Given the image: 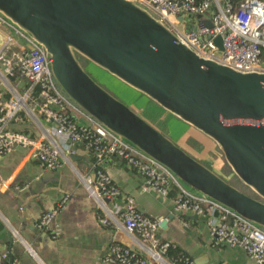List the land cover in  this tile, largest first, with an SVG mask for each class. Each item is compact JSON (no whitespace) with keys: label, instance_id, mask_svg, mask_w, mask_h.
I'll list each match as a JSON object with an SVG mask.
<instances>
[{"label":"water","instance_id":"obj_1","mask_svg":"<svg viewBox=\"0 0 264 264\" xmlns=\"http://www.w3.org/2000/svg\"><path fill=\"white\" fill-rule=\"evenodd\" d=\"M0 15L43 48L55 84L80 111L189 189L264 230V72H239L200 57L134 0H0ZM214 43L221 50L219 37ZM78 56L212 140L231 173L257 198L112 95ZM112 239L135 248L120 232ZM3 258V264L12 263Z\"/></svg>","mask_w":264,"mask_h":264},{"label":"built area","instance_id":"obj_2","mask_svg":"<svg viewBox=\"0 0 264 264\" xmlns=\"http://www.w3.org/2000/svg\"><path fill=\"white\" fill-rule=\"evenodd\" d=\"M176 34L200 57L215 61L239 72H264V0H134ZM1 19H5L0 15ZM8 24L12 25L9 21ZM209 24V25H208ZM21 35V42L11 36H3L0 44V62L9 76H18L24 90L13 93L12 99L0 98V155L15 146L29 151L42 169L56 170L60 166V149L63 142L68 153L79 146L90 151L94 162L95 187L86 184L88 192L104 199L120 198L122 207L118 223L134 249L113 243L108 245L102 264H194L185 253L174 259L167 255L175 246L160 239L157 229L161 219L143 214L134 199L123 195L112 184L103 164L109 156H115L138 172L142 177L143 190L153 191L165 197L172 191L173 211L206 216L210 237L216 245L237 248L254 264H264V230L243 219L232 210L220 205L203 194L192 193L163 165L139 152L106 130L97 121L80 111L57 87L49 69V56L43 48L12 25ZM220 38L221 50L214 43ZM15 46L8 57L3 49ZM34 87L38 93L30 94ZM79 112L89 120L80 123L73 116ZM29 116L40 128L41 118L46 127L36 139L7 129L8 122L20 120L17 114ZM44 123V124H45ZM67 197H60L51 209L35 222L39 229L48 228L54 217L65 206ZM103 208V204L100 203ZM105 223V218L98 219ZM57 232L52 230V236Z\"/></svg>","mask_w":264,"mask_h":264},{"label":"crops","instance_id":"obj_3","mask_svg":"<svg viewBox=\"0 0 264 264\" xmlns=\"http://www.w3.org/2000/svg\"><path fill=\"white\" fill-rule=\"evenodd\" d=\"M5 35L21 42L16 29L0 18V44ZM4 68L0 62V98L2 102H8L13 93L20 94L23 83L20 77L9 76ZM146 104V110L141 109L150 113V117L156 115L153 114L155 110L161 114L158 119L165 122L171 138L184 146L185 135L176 132L179 123L155 107L148 106L147 111ZM17 115L21 119H11L7 129L18 131L30 140L38 138L41 129L47 126L41 118L38 119L40 128L29 116ZM73 116L80 123H89L79 112L74 111ZM174 127L175 131L172 130ZM57 142L60 166L53 171L42 169L38 161L30 158L29 151L20 146L0 155V264L7 255L12 258L10 264H102L108 245L114 243L115 232L122 233L129 241L121 230L119 211L115 209L122 207V200L99 198L86 189V184L91 189L95 187L92 153L79 146L73 147V153H68L59 138ZM196 157L209 161L212 169L219 171L216 162L219 157L212 159L207 148ZM103 168L110 182L123 195L132 197L143 214L164 221V225L158 226V237L172 243L194 264H254L240 249L216 245L210 237L207 219H191L189 216L193 214L174 212L172 194L153 196L149 190H143V177L121 159L109 156ZM62 196L67 197V202L51 225L45 229L35 227L40 216ZM100 218H105L106 222L100 223ZM52 230L57 232L55 237Z\"/></svg>","mask_w":264,"mask_h":264},{"label":"trees","instance_id":"obj_4","mask_svg":"<svg viewBox=\"0 0 264 264\" xmlns=\"http://www.w3.org/2000/svg\"><path fill=\"white\" fill-rule=\"evenodd\" d=\"M79 57V61L82 65V67L84 68L85 71H87L101 86H103L106 90H108L112 95H114L115 97H117L118 99H120L122 102H124L126 105H128V107L133 110L134 112H136L140 117H142L144 120H146L150 125H152L155 129H157L159 132H161L163 135H165L166 137H168L170 140H172L176 145H178L179 147H181L183 150H185L189 155H191L192 157L196 158L198 161H200L203 165H205L207 168H209V161H202L199 160L196 157V154L198 152H200L201 150H203L204 148H207L208 150V154L209 156L213 159L216 157L221 156L220 151L217 149L215 143L208 139L207 137H205L203 134H201L200 132L196 131L194 128L186 125L185 123L181 122L180 120H178L176 117H174L173 115L167 113L166 111H164L163 109H161L157 104H155L153 101L149 100L148 98H146L145 96H143L142 94L134 91V90H129L128 88L126 90V93L128 94V98L127 100L120 97L115 91V88H119L121 86H123L122 83H120L118 80H116L115 78H113L112 76H110L109 74H107L106 72H104L103 70L97 68L96 66L92 65L91 63H89L87 60H85L84 58ZM103 72V73H102ZM19 80V79H17ZM20 93L24 90V87L21 86L20 87ZM115 90V91H114ZM38 93V89L37 87H34L31 94H30V98H34L37 96ZM134 102L138 105H141V107L145 109V104H146V108L148 111V106L151 107H155L157 109H160L161 113H163L164 115H167L168 117L172 118L173 120L175 119L177 123H179L178 128L176 127V132L178 134H184L185 135V140H184V146H181L179 143H176L171 136L169 135L168 131H162L160 129H158L156 127L155 124H152L151 120L146 119L143 115H141V113L139 112V109H136L135 107H133L131 105V102ZM156 114L154 117L160 116L161 114H157L156 110L154 111ZM160 113V112H159ZM19 115L22 114V112L18 113ZM154 117H152V119H154ZM163 127H166L165 122L162 123ZM184 132V133H183ZM186 133V134H185ZM227 166V165H226ZM211 169V168H209ZM227 171L229 172V174L231 175L232 178H235L236 183H233L229 180H227V178L221 176L225 181H227L229 184L233 185L234 187H236L237 189H239L240 191L244 192L245 194L257 198L256 195H254L247 187H245L244 185H242L237 178L231 173V171L229 170V168L227 167ZM169 194H173V192L171 191ZM183 252L179 251V249H177L176 247L173 249H169L167 252V255L169 256V258L174 259L175 257H179Z\"/></svg>","mask_w":264,"mask_h":264},{"label":"rangeland","instance_id":"obj_5","mask_svg":"<svg viewBox=\"0 0 264 264\" xmlns=\"http://www.w3.org/2000/svg\"><path fill=\"white\" fill-rule=\"evenodd\" d=\"M8 21V20H7ZM16 40V39H15ZM14 50H16V47L15 46H9V47H7V48H5V49H3V55L4 56H6V57H8L9 55H10V53L12 52V51H14ZM103 73V72H102ZM128 88L127 86H125V85H123V86H121V87H119V88H115V92L120 96V97H122V98H124V99H126L127 100V98H128V94L126 93V90L124 89V88ZM129 90H132V89H130V88H128ZM131 105L133 106V107H135L136 109H139V112L141 113V115H143L146 119H148V120H151V122H152V124H155L156 125V127L158 128V129H160V130H162V131H166V127H163V126H160V125H162V123L160 122V120L158 119L159 117L157 116V117H154V119H152V117H150L151 115H150V113H148V112H146V111H144L143 109H141L140 107H139V105L138 104H136V103H134L133 101L131 102ZM25 119H27V118H25ZM172 121V120H171ZM173 121H176L175 119L173 120ZM172 122H170V124H171ZM173 124V123H172ZM172 130L173 131H175V127L174 128H172ZM184 145V144H183ZM219 161H216L217 162V168H218V165H219V171H218V169H216V171L215 170H213L212 169V167H211V163H209V168H211V170H213L214 172H216L218 175H221V176H223L224 178L226 177L227 178V180H229V181H231V182H233V183H236V180H235V178H232L231 177V175L229 174V172L227 171V166H226V164H225V162H224V160H223V158H222V156H219V159H218ZM200 162V161H199ZM180 181V180H179ZM180 183H181V185L185 188V189H187V190H190L192 193H196V194H199L198 192H196L195 190H193V189H189L188 188V186L186 185V184H184L182 181H180Z\"/></svg>","mask_w":264,"mask_h":264}]
</instances>
